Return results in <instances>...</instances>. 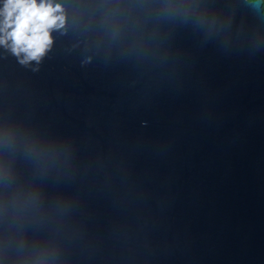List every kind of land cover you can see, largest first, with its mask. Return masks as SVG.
I'll list each match as a JSON object with an SVG mask.
<instances>
[{
  "label": "water",
  "instance_id": "obj_1",
  "mask_svg": "<svg viewBox=\"0 0 264 264\" xmlns=\"http://www.w3.org/2000/svg\"><path fill=\"white\" fill-rule=\"evenodd\" d=\"M51 2L66 30H50L39 65L0 46V129L61 149L44 173L13 159L16 185L40 193V209L17 221L27 242L56 243L58 264H264L259 5L187 0L215 19L208 35L158 21L161 0ZM109 4L125 29L110 50ZM5 227L0 216V243ZM0 264H16L11 249Z\"/></svg>",
  "mask_w": 264,
  "mask_h": 264
},
{
  "label": "clouds",
  "instance_id": "obj_2",
  "mask_svg": "<svg viewBox=\"0 0 264 264\" xmlns=\"http://www.w3.org/2000/svg\"><path fill=\"white\" fill-rule=\"evenodd\" d=\"M264 16V0H248ZM195 9L187 0H161L156 19L193 23L210 35L216 30V21L204 15H194ZM59 13V15L57 14ZM0 15V46L8 49L25 66L33 61L39 65L53 44L50 30H66V15L61 4L51 0H5ZM11 29V31H9ZM123 18L118 6L105 5L102 13L100 42L110 50L121 44L124 35ZM137 56L144 55L142 49H132ZM87 57L84 63L91 62ZM38 70V68L33 69ZM20 152L41 172L55 167L61 155V149L44 145L37 139L21 137L15 129H0V216L5 222V237L0 243V253L7 256L12 250L16 264H58L59 247L52 241L28 243L25 229L18 225L22 220L40 209V193L37 190H21L16 185L13 159Z\"/></svg>",
  "mask_w": 264,
  "mask_h": 264
}]
</instances>
